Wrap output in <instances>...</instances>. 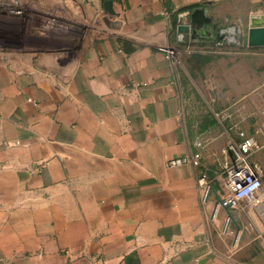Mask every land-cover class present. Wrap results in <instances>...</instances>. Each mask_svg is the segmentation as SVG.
<instances>
[{
  "label": "crops",
  "instance_id": "obj_1",
  "mask_svg": "<svg viewBox=\"0 0 264 264\" xmlns=\"http://www.w3.org/2000/svg\"><path fill=\"white\" fill-rule=\"evenodd\" d=\"M32 1H75L86 27L68 50L23 51L35 29L0 23V264H241L224 192L203 199L169 51L182 13L264 0Z\"/></svg>",
  "mask_w": 264,
  "mask_h": 264
},
{
  "label": "rangeland",
  "instance_id": "obj_2",
  "mask_svg": "<svg viewBox=\"0 0 264 264\" xmlns=\"http://www.w3.org/2000/svg\"><path fill=\"white\" fill-rule=\"evenodd\" d=\"M67 2L55 7L32 0H0V23L35 29L19 33L18 38L25 40L23 51L32 50L33 45L68 50L70 30L82 31L86 26L76 11L72 15L65 12L64 7L78 9L75 1ZM238 6L240 14L212 19L182 41L176 36L172 49L182 117L194 141L197 134L202 144L201 169L206 183L223 192L221 174L229 159L228 143L238 139L240 131L248 132L262 146L250 160L262 176L263 188L255 200L238 203L228 229L232 236L237 228L243 231L244 247L236 254L241 264H264V46L248 45L250 16L242 14L243 2ZM231 27L238 37L235 43L229 41V33L223 38L220 32Z\"/></svg>",
  "mask_w": 264,
  "mask_h": 264
},
{
  "label": "built area",
  "instance_id": "obj_3",
  "mask_svg": "<svg viewBox=\"0 0 264 264\" xmlns=\"http://www.w3.org/2000/svg\"><path fill=\"white\" fill-rule=\"evenodd\" d=\"M192 12L182 13L178 17L176 27L178 40H184L193 31L190 16ZM212 21L208 22L211 23ZM207 22L205 24H208ZM180 26L186 27V30L179 29ZM223 38L229 33V41L235 43L238 41L235 27L229 29H220ZM170 55L174 56V50L171 49ZM262 148L261 144L246 131H240L238 139H231L228 143L229 159L224 163L223 183L221 189L224 192L223 203L230 209L238 206L241 200L256 199L263 188V180L259 171L252 165L251 156ZM189 162L200 164V156L193 158L177 157L169 161V165L176 166ZM203 199H206L210 193L216 192V188L206 183V175L203 173L199 178Z\"/></svg>",
  "mask_w": 264,
  "mask_h": 264
},
{
  "label": "water",
  "instance_id": "obj_4",
  "mask_svg": "<svg viewBox=\"0 0 264 264\" xmlns=\"http://www.w3.org/2000/svg\"><path fill=\"white\" fill-rule=\"evenodd\" d=\"M109 1L106 2V10H109ZM191 24L193 30L201 29L204 27L205 23L212 21L211 18L207 17L201 9H195L192 11V14L190 16ZM180 30L184 31L186 30V27L180 26ZM248 45L250 47H259L264 46V14L261 15H252L250 17V26L248 29ZM218 206L223 207V209L226 211L228 218V223L234 219V215L230 208L223 203V200L221 197H218L216 201V208ZM240 231V228H237V235Z\"/></svg>",
  "mask_w": 264,
  "mask_h": 264
},
{
  "label": "trees",
  "instance_id": "obj_5",
  "mask_svg": "<svg viewBox=\"0 0 264 264\" xmlns=\"http://www.w3.org/2000/svg\"><path fill=\"white\" fill-rule=\"evenodd\" d=\"M177 21L175 20V22L173 23V25H176Z\"/></svg>",
  "mask_w": 264,
  "mask_h": 264
}]
</instances>
